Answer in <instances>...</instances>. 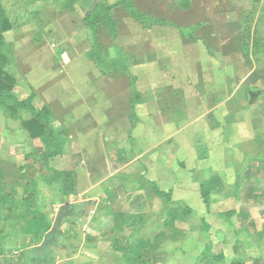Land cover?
<instances>
[{"label": "rangeland", "instance_id": "obj_1", "mask_svg": "<svg viewBox=\"0 0 264 264\" xmlns=\"http://www.w3.org/2000/svg\"><path fill=\"white\" fill-rule=\"evenodd\" d=\"M0 10L13 95L45 111L59 146L49 169L21 125L30 112L0 103L1 153L37 180L38 208L69 246L49 248L52 264H138L158 232L156 264H264L254 55L264 0H0ZM139 191L146 199L130 206Z\"/></svg>", "mask_w": 264, "mask_h": 264}, {"label": "crops", "instance_id": "obj_2", "mask_svg": "<svg viewBox=\"0 0 264 264\" xmlns=\"http://www.w3.org/2000/svg\"><path fill=\"white\" fill-rule=\"evenodd\" d=\"M27 137L30 139V141H32V143H34L35 153L38 149L47 150V148L43 149L41 145L39 146L38 144H36V142L43 138L31 139L28 134ZM44 141L46 142L47 147V141ZM1 145L0 187H2V191H0V264H24V262L28 261L31 256H33L30 254V251L35 248L41 247L46 240V238L43 237L42 241H36L38 230L43 226H49L46 235H50L53 232V226L49 218H47L45 212L42 211L41 208H38L37 200L39 190L37 187V180L34 178L31 179L30 177L23 174V170H21L20 165H18L19 160L17 157L11 158L2 154L1 149L3 148L1 147ZM12 147V151L15 150L19 153L20 147L13 145ZM57 155L58 154L50 156L47 159V165L49 169L52 168L50 166V161ZM88 174L89 173H87V175ZM111 177H114L112 173L106 176L105 180L110 179ZM11 185H13L14 189L8 190V186ZM120 189V187L115 188V190L112 192L114 193L113 197L115 203L118 201L117 199L121 200V195H119ZM115 191L117 192L115 193ZM74 193L76 192L74 191ZM137 194L128 195L129 197L127 198V200L131 203L130 206L132 207H134V203L135 205H137L138 200L146 199L143 192L139 191V193ZM100 200L101 199L99 197H94L87 201H91L93 204H95V206H97L100 203ZM108 202V205H110V207L114 204V202H110V200ZM68 207H66L67 209L65 208L66 211L68 210ZM113 213L116 214V212ZM123 216L127 217L126 215ZM122 229H124V227L120 228V230ZM136 229L137 228H134L133 231L135 232L138 230ZM158 233H156L155 235H157ZM154 236L152 237V239L154 238ZM134 241L136 244L140 243L137 238H135ZM139 245L140 249L138 255L136 256L137 258L139 257L143 249H146L148 248V246H150L149 244H147L141 247V243ZM49 248L51 249L52 247L49 246ZM23 259L24 261L22 262ZM34 264L41 263L37 261Z\"/></svg>", "mask_w": 264, "mask_h": 264}, {"label": "trees", "instance_id": "obj_3", "mask_svg": "<svg viewBox=\"0 0 264 264\" xmlns=\"http://www.w3.org/2000/svg\"><path fill=\"white\" fill-rule=\"evenodd\" d=\"M9 28V24L7 20L5 19L4 13L2 10H0V44L2 39V33L7 31ZM242 40V38L240 39ZM255 50L254 55L259 52L261 55H264V37H258L255 40ZM249 62V60H247ZM15 82L13 80V77L8 75L4 71V58L0 54V103H9L10 110H12L11 106L13 107V110L15 108L19 109H25L30 112L32 117L28 120L22 121L21 125L25 132L28 134V136L31 139L36 138H43L47 141V150L38 149L36 150V153L38 152L39 155H41L42 158L44 157H50L53 155H56L59 153V146L56 144H53L52 137L50 134V128L46 122L43 121V117L45 115V111L42 110H36L34 106L32 105L31 101L29 99L25 100H18L13 94L12 91L14 89ZM46 157V158H47ZM201 197L203 200V203L207 206L209 204V194L208 192L201 187ZM71 209L68 208L66 211V214H70ZM49 226H43L41 229L38 230L36 241L40 242L42 241L43 237L46 238L43 245L39 248H35L30 251V254L33 255L31 258L24 262V264H34L37 261L41 264H52L53 263V257L49 251V246L52 248H63L68 249L69 246H67L63 241L61 240V233L58 229H55L50 235H46V232L48 231ZM52 241V244H51ZM166 241V236L163 233H158L154 236L152 240V244L146 248L143 249L137 258L138 264H151V263H160L162 261L161 255V246ZM24 259L22 260V262Z\"/></svg>", "mask_w": 264, "mask_h": 264}, {"label": "water", "instance_id": "obj_4", "mask_svg": "<svg viewBox=\"0 0 264 264\" xmlns=\"http://www.w3.org/2000/svg\"><path fill=\"white\" fill-rule=\"evenodd\" d=\"M68 205H69L68 203H65L64 206H63V208L68 207ZM60 217H61V216H59V218H60ZM56 222H57V221L55 220V221H54V224H53V227H52L53 229L56 227Z\"/></svg>", "mask_w": 264, "mask_h": 264}]
</instances>
